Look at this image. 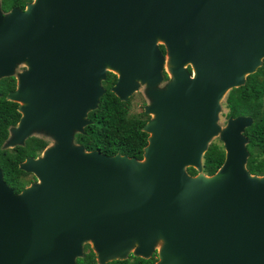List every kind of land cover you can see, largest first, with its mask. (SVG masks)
Masks as SVG:
<instances>
[{"label": "water", "instance_id": "water-1", "mask_svg": "<svg viewBox=\"0 0 264 264\" xmlns=\"http://www.w3.org/2000/svg\"><path fill=\"white\" fill-rule=\"evenodd\" d=\"M263 61L264 0H36L26 12L0 10V81L17 78L7 99L22 115L4 147L54 142L21 164L37 179L22 193L0 169V264H77L86 244L99 264L155 251V264H264V176L247 169L244 135L253 120L218 124L224 96ZM108 73L123 102L146 87L142 160L75 142ZM215 137L226 156L209 176Z\"/></svg>", "mask_w": 264, "mask_h": 264}, {"label": "trees", "instance_id": "trees-1", "mask_svg": "<svg viewBox=\"0 0 264 264\" xmlns=\"http://www.w3.org/2000/svg\"><path fill=\"white\" fill-rule=\"evenodd\" d=\"M163 54L165 47H160ZM191 71V69H190ZM165 80L169 77L165 73ZM118 77L108 73L104 81L105 95L101 98L97 110L89 114L92 123L85 128L84 134H77L75 142L84 146L86 151H100L107 156L123 155L137 160H142L144 150L148 145L149 135L143 131L151 119L145 112L135 117H130V101H121L111 89L116 85ZM16 89L14 77L5 78L0 86V168L3 170L5 181L14 188L16 193L23 191L35 180L30 179L28 173L20 169V164L28 158L39 157L50 145V141L31 137L22 147L14 150H3L4 142L9 139L10 127H15L21 120L18 111L19 104L7 100V95ZM229 113L226 117L250 116L254 119L251 127L247 128L244 135L248 138L247 149L249 159L248 171L255 176H264V61L258 71L247 77L246 84L233 89L227 99ZM226 152L223 146L211 144L204 156L203 172L212 176L225 162ZM189 174L195 176L198 171L188 169ZM81 264H98L96 254L86 246V255L79 259ZM155 259H135V264H155ZM110 264H125L114 262Z\"/></svg>", "mask_w": 264, "mask_h": 264}, {"label": "flooded vegetation", "instance_id": "flooded-vegetation-1", "mask_svg": "<svg viewBox=\"0 0 264 264\" xmlns=\"http://www.w3.org/2000/svg\"><path fill=\"white\" fill-rule=\"evenodd\" d=\"M36 0H0V10L2 11V13H4V14H7V13H10V12H12V11H15V10H17V11H20V12H26L27 11V9L29 8V6L30 5H32L34 2H35ZM161 47V46H160ZM166 50V49H165ZM166 54V53H165ZM164 54V55H165ZM23 70H24V68H23ZM9 78H11V77H9ZM15 79H16V89L14 90V91H11L10 93H13V92H15L16 90H17V88H18V85H17V78L16 77H14ZM3 79H5V78H3ZM3 79L0 81V86H1V84H2V81H3ZM232 91V90H231ZM230 91V92H231ZM230 92L227 94V97H226V107H227V109H228V112L226 113V115L229 113V108H228V104H227V99H228V96H229V94H230ZM9 93V94H10ZM2 96H3V94L2 93H0ZM2 96L0 97V98H2ZM8 96V95H7ZM8 100V99H7ZM9 101V100H8ZM19 108H20V104H19V107H18V111H19ZM20 112V111H19ZM21 117H22V115H21ZM238 117H250V116H237V117H226V123H225V125H228V121H229V119L230 118H238ZM250 118H252V117H250ZM252 120H253V122H252V125H253V123H254V119L252 118ZM20 122V121H19ZM18 125V124H17ZM16 125V126H17ZM15 126V127H16ZM12 128H14L13 126L12 127H10V129H9V132L11 131V129ZM40 139H43V138H40ZM5 143L6 142H4V144H3V146H2V149L3 150H14L15 148H17V147H22V146H16V147H14V148H5L4 147V145H5ZM26 143V142H25ZM38 158V157H37ZM28 159H30V158H28ZM32 159H36V158H32ZM22 164V163H21ZM21 164H20V166H21ZM19 166V167H20ZM1 169V168H0ZM21 169V168H20ZM2 170V169H1ZM22 170V169H21ZM23 171V170H22ZM25 172V171H24ZM2 173H3V170H2ZM27 173V172H26ZM29 175H31L30 176V179H35V180H33L29 185H28V187H30L33 183H35L36 182V177L32 174V173H28ZM3 177H4V181H5V176H4V173H3ZM6 182V181H5ZM6 184L10 187V188H12V190L15 192V190H14V188L12 187V186H10L7 182H6ZM28 187H26L25 189H27ZM24 189V190H25ZM23 190V191H24ZM23 191H21L20 193H22ZM16 193V192H15ZM20 193H16V194H20ZM87 245H89V244H86L85 246H84V255H83V257H81V258H78L77 259V264H81L80 262H79V259H83L84 257H85V255H86V246ZM90 247H91V245H90ZM92 248V247H91ZM93 250V249H92ZM94 251V250H93ZM136 258H140V259H145V258H142V257H136L135 256V254H134V252H131L129 255H128V257L126 258V259H123V260H120V259H116V260H114V261H111V262H108L107 264H110V263H114V262H125V264H135V259ZM155 259L156 260V262L158 261V252L157 251H155L153 254H152V257L150 258V259ZM150 259H146V260H150ZM96 260H97V256H96ZM155 262V263H156ZM97 263H98V260H97ZM99 264V263H98Z\"/></svg>", "mask_w": 264, "mask_h": 264}, {"label": "rangeland", "instance_id": "rangeland-1", "mask_svg": "<svg viewBox=\"0 0 264 264\" xmlns=\"http://www.w3.org/2000/svg\"><path fill=\"white\" fill-rule=\"evenodd\" d=\"M23 67L24 66H20L18 70L19 71H22L23 70ZM166 83L167 82L165 81L163 84H161L159 86V88H164L165 85H166ZM103 85H104V83H103ZM226 97H227V95L224 96V98L221 101L222 110L220 112L219 122H218V124L222 128H224L226 126L225 123H226V120H227L226 119V113L228 112V109L226 107ZM129 101H130V105H131L130 117H135V116H138L139 114L145 112V107L150 104V100H149V98L146 95V87L145 86H141V88L138 91H136L129 98ZM150 117H152V116H150ZM37 136L38 137H41L42 135H37ZM42 138H45V137H42ZM51 143L53 144L54 142L51 141L50 144ZM214 143L215 144H218V145H221V146L224 147V143L222 142V140L220 139V137H215L211 141L210 145L211 144H214Z\"/></svg>", "mask_w": 264, "mask_h": 264}, {"label": "bare ground", "instance_id": "bare-ground-1", "mask_svg": "<svg viewBox=\"0 0 264 264\" xmlns=\"http://www.w3.org/2000/svg\"><path fill=\"white\" fill-rule=\"evenodd\" d=\"M194 74H196V73L194 72Z\"/></svg>", "mask_w": 264, "mask_h": 264}]
</instances>
